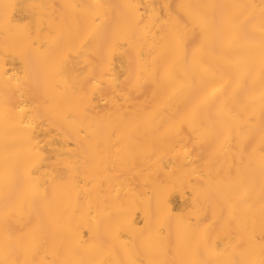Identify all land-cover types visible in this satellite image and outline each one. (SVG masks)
<instances>
[{"label":"bare ground","instance_id":"6f19581e","mask_svg":"<svg viewBox=\"0 0 264 264\" xmlns=\"http://www.w3.org/2000/svg\"><path fill=\"white\" fill-rule=\"evenodd\" d=\"M0 264H264V0H0Z\"/></svg>","mask_w":264,"mask_h":264}]
</instances>
